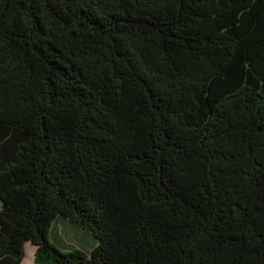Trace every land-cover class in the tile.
<instances>
[{"label": "trees", "instance_id": "16d2710c", "mask_svg": "<svg viewBox=\"0 0 264 264\" xmlns=\"http://www.w3.org/2000/svg\"><path fill=\"white\" fill-rule=\"evenodd\" d=\"M0 203V264H264V0H0Z\"/></svg>", "mask_w": 264, "mask_h": 264}, {"label": "rangeland", "instance_id": "374dc122", "mask_svg": "<svg viewBox=\"0 0 264 264\" xmlns=\"http://www.w3.org/2000/svg\"><path fill=\"white\" fill-rule=\"evenodd\" d=\"M0 209H1V203H0ZM62 218L63 217H59L55 225L52 227L51 238L54 243L57 244L59 243V241H61L59 236L64 237L62 235L63 233L62 229H63L65 236L67 234L68 239L73 240L72 242L68 243L70 245L69 248H71L72 246H83V248L88 249L90 247H93V245L97 244L98 240L92 235L90 231H87L76 224L70 223L69 220ZM35 250L36 247L34 245L30 243L27 244V255L25 257L24 264H34Z\"/></svg>", "mask_w": 264, "mask_h": 264}, {"label": "crops", "instance_id": "0c3cea01", "mask_svg": "<svg viewBox=\"0 0 264 264\" xmlns=\"http://www.w3.org/2000/svg\"><path fill=\"white\" fill-rule=\"evenodd\" d=\"M24 262H25V260H24ZM24 262H23V264H24Z\"/></svg>", "mask_w": 264, "mask_h": 264}, {"label": "clouds", "instance_id": "9594fccd", "mask_svg": "<svg viewBox=\"0 0 264 264\" xmlns=\"http://www.w3.org/2000/svg\"><path fill=\"white\" fill-rule=\"evenodd\" d=\"M36 251V250H35Z\"/></svg>", "mask_w": 264, "mask_h": 264}]
</instances>
